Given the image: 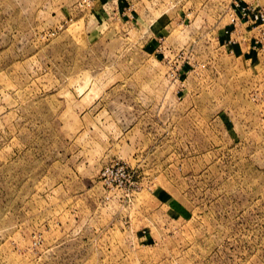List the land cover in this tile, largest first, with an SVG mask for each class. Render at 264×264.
<instances>
[{"label": "rangeland", "instance_id": "rangeland-1", "mask_svg": "<svg viewBox=\"0 0 264 264\" xmlns=\"http://www.w3.org/2000/svg\"><path fill=\"white\" fill-rule=\"evenodd\" d=\"M234 2L0 0V264H264Z\"/></svg>", "mask_w": 264, "mask_h": 264}, {"label": "built area", "instance_id": "built-area-1", "mask_svg": "<svg viewBox=\"0 0 264 264\" xmlns=\"http://www.w3.org/2000/svg\"><path fill=\"white\" fill-rule=\"evenodd\" d=\"M234 6H229L228 19L230 22H253L259 27L261 34H264V7L245 0H234Z\"/></svg>", "mask_w": 264, "mask_h": 264}, {"label": "crops", "instance_id": "crops-1", "mask_svg": "<svg viewBox=\"0 0 264 264\" xmlns=\"http://www.w3.org/2000/svg\"><path fill=\"white\" fill-rule=\"evenodd\" d=\"M246 2H253L255 4H259L261 6L264 7V0H245ZM228 11H230V9H227V14L228 15ZM228 18V17H227ZM232 27H230V25L228 26V30H231ZM236 31L237 36L240 39V44L241 46L245 47V50H248L249 46L251 47L253 44L254 39L259 38L258 36L261 34L259 27L255 26V25H250L246 22H241V23H237L236 26V30H234V32ZM234 36V33H233ZM254 38V39H253ZM248 47V48H247Z\"/></svg>", "mask_w": 264, "mask_h": 264}]
</instances>
